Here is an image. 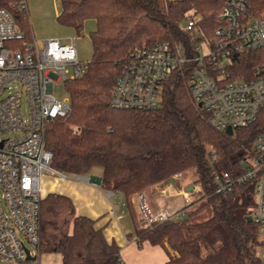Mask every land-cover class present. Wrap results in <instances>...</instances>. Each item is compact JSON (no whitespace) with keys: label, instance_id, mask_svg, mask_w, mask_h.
<instances>
[{"label":"trees","instance_id":"16d2710c","mask_svg":"<svg viewBox=\"0 0 264 264\" xmlns=\"http://www.w3.org/2000/svg\"><path fill=\"white\" fill-rule=\"evenodd\" d=\"M224 0H59L56 19L79 32L86 19L91 57L86 71L64 83L70 112L47 122L45 147L50 167L68 175H87L100 167L98 185L120 192L128 206L132 195L173 174L192 171L202 195L185 207L179 219L136 228L138 241L162 246L166 264H259L260 229L248 221L254 206L251 182L228 194L215 192L214 173L242 172L241 161L252 140L264 130V108L257 119L227 135L210 126L189 95L195 47L215 38ZM30 39L26 7L21 0H0ZM247 13L264 16V0H248ZM189 18L191 29L185 28ZM166 41L182 47L189 58L164 80L154 109L109 106L112 86L135 46ZM264 63L260 53H235L223 81L250 79ZM210 69L216 78L218 71ZM215 149L212 158L206 146ZM180 174V173H179ZM182 174V173H181ZM132 209L130 208V211ZM209 210L208 217H195ZM115 242H108L95 220L79 215L70 197L48 192L40 200L38 251L56 252L62 264H122Z\"/></svg>","mask_w":264,"mask_h":264},{"label":"built area","instance_id":"2783aa9c","mask_svg":"<svg viewBox=\"0 0 264 264\" xmlns=\"http://www.w3.org/2000/svg\"><path fill=\"white\" fill-rule=\"evenodd\" d=\"M247 2L224 0L215 38L204 41V53L198 44L195 47L189 95L208 124L223 132L227 127L234 131L253 123L264 108V63L250 79L222 80L233 54L264 56V16L247 13ZM21 3L26 7L25 1ZM193 24L194 19L189 18L185 28L191 29ZM76 39L75 35H68V42L55 36L26 39L9 11L0 7V264H27L26 248L30 255L38 252L42 171L63 175L50 167L52 153L45 147V126L70 112L69 98L56 97L52 84L80 77L88 65L78 59ZM188 60L181 46L166 41L133 47L112 86L109 106L154 109L165 78L181 70ZM210 67L218 71L216 78L210 75ZM23 101L26 117L22 115ZM3 134L10 136L1 137ZM206 148L214 158L215 149ZM241 165L243 170L237 176L228 171L214 173L215 192L226 195L237 185L251 182L254 206L250 215L264 229V130L252 140ZM190 194L189 204L201 197L200 186L193 183ZM136 198L143 210L144 228L184 215L185 207L151 210L142 191ZM257 254L259 264H264L261 235Z\"/></svg>","mask_w":264,"mask_h":264},{"label":"crops","instance_id":"0c3cea01","mask_svg":"<svg viewBox=\"0 0 264 264\" xmlns=\"http://www.w3.org/2000/svg\"><path fill=\"white\" fill-rule=\"evenodd\" d=\"M177 174L145 190L147 193L145 198L151 210L161 208L175 210L189 205L190 183L181 177H176ZM87 175L90 176L89 179L64 174L52 179L42 174L41 194L44 196L48 192H58L70 197L76 213L95 220V225L103 230L106 240L118 245L122 264H166L168 256L162 246L152 245L146 240L138 241L135 229L143 228L144 222L137 211L140 210L138 202L132 198L128 206L123 195L118 191L110 190L111 193L107 195V189H102L98 185L100 173L96 175L93 170ZM35 264H62V257L56 252L38 251Z\"/></svg>","mask_w":264,"mask_h":264},{"label":"rangeland","instance_id":"374dc122","mask_svg":"<svg viewBox=\"0 0 264 264\" xmlns=\"http://www.w3.org/2000/svg\"><path fill=\"white\" fill-rule=\"evenodd\" d=\"M25 1L27 18L30 25V38L35 40H40L45 37L50 36H59L62 42H68V35H75L77 36L76 39V48H77V55L80 61H89L91 57V45L89 39V33L94 30L95 28V21L92 18L86 19L83 23V26L79 32H76L72 27L63 25L58 22L56 19L57 12L59 11V0H23ZM201 49V52H206L204 41H200L197 43ZM52 92L53 94L60 98H69L67 90L64 87L63 83H54L52 84ZM25 102H22V115L26 117V109H25ZM9 134H3L1 137H4ZM10 136V135H9ZM95 174L97 175L100 173L101 168L95 167L94 168ZM182 174H177L176 177H181L185 181H189L190 185L194 183L192 171H182L178 172ZM44 176L50 177L55 179L59 177L58 175L50 172L49 170L44 169L42 171ZM65 176H71L65 174ZM89 179L90 176L86 175ZM94 182V181H92ZM147 189V188H146ZM146 189L142 190L144 198L147 197ZM149 189V187H148ZM141 192V191H140ZM135 193L130 197L135 199V202H138ZM1 194V189H0ZM146 200V198H145ZM147 203V201H146ZM140 210L137 209L140 217L144 219L143 210L139 204L137 203ZM209 210H204L199 213L195 218L197 220H203L208 217ZM264 236V229H260L259 237Z\"/></svg>","mask_w":264,"mask_h":264},{"label":"water","instance_id":"95a60500","mask_svg":"<svg viewBox=\"0 0 264 264\" xmlns=\"http://www.w3.org/2000/svg\"><path fill=\"white\" fill-rule=\"evenodd\" d=\"M225 133L227 135H232L233 130L230 127H227L225 129ZM191 187H192V185H190V188ZM246 218H247L248 221H252L251 215H248ZM26 260L28 262L27 264H35V260H36V255H30L27 248H26Z\"/></svg>","mask_w":264,"mask_h":264}]
</instances>
